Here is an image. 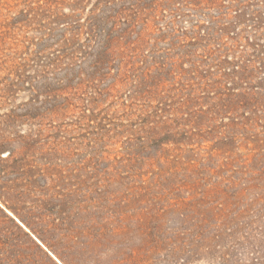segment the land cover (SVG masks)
Here are the masks:
<instances>
[{
	"label": "rangeland",
	"instance_id": "obj_1",
	"mask_svg": "<svg viewBox=\"0 0 264 264\" xmlns=\"http://www.w3.org/2000/svg\"><path fill=\"white\" fill-rule=\"evenodd\" d=\"M55 1L0 0V168L8 161L15 169L0 181L13 188L0 198V264H256L261 253L210 238L216 217L234 216L236 189L264 184V121L230 97L224 60L232 64L234 53L201 37L208 15H217L211 1L158 10L145 37L116 46L101 81L90 63L67 75L64 60H41L30 9ZM262 1L244 3L264 17ZM250 24L238 25L242 36L252 37L243 30ZM76 207L90 220L81 257L60 223ZM204 219L208 238L193 248L187 239ZM252 219L237 237L258 244L264 223Z\"/></svg>",
	"mask_w": 264,
	"mask_h": 264
},
{
	"label": "trees",
	"instance_id": "obj_2",
	"mask_svg": "<svg viewBox=\"0 0 264 264\" xmlns=\"http://www.w3.org/2000/svg\"><path fill=\"white\" fill-rule=\"evenodd\" d=\"M175 1L177 0H56L54 7L51 5L46 6L44 9H41L42 5L36 8L32 7L30 9L31 22L36 24V31L40 35L34 44L42 46L37 50L39 54H42L41 60L46 57L56 63L64 60L63 69L67 75L70 71L74 73L76 69L82 71L84 64L90 63V67L93 69L92 73H97L98 76L94 80H105L108 78V74L103 71V68L106 65L109 69L111 68L112 58L117 52L116 46L120 45L121 48L127 45L130 46V43H133L131 42L133 37L140 41L146 35H143L144 31L147 29L148 32L152 25L151 22L157 19V11L160 10L161 14H164L166 7H171ZM210 1L217 15H208L209 25H204L205 32L201 37L220 41L218 47L221 48L224 54L234 53L236 60L232 64L227 62V59L224 60L225 63L231 65V67H224L227 68L225 69L224 82L227 87L230 86L228 88L231 91L230 97L236 108L248 110L252 113L253 118L258 116L259 119L264 121V75H262L264 73V17L256 9L250 7L252 4H249V2L248 4L244 3L245 0ZM88 2H91V6L85 8ZM64 4H66L69 11L67 13L61 9ZM257 4L253 3V6ZM84 10H87L88 13L81 17ZM170 10L172 14L175 13L174 8ZM232 12L233 15L230 17ZM232 17L233 21L231 20ZM248 21L251 23L248 25L251 30L247 28L243 30H249L247 33H250L252 37L242 36V31L239 32L237 29L238 25ZM67 32L70 33L71 37H66ZM81 36L84 39H81ZM224 36L231 39L230 43L225 41ZM49 41L53 42L49 45L46 43ZM53 44L63 45V48L46 54L53 47ZM120 52L122 53V50ZM52 56L54 58H51ZM59 83H62V81ZM29 89L35 90L33 85ZM5 142L6 139L0 138V148L3 147ZM7 142L9 143V141ZM8 155L16 163L17 159L13 157L11 151ZM0 160H2L1 157ZM7 163L8 161H6L4 169L3 166L0 168V181L8 178L15 170L9 169ZM252 183L246 187L236 189L234 216L227 219L226 216H228L229 211L227 210L224 217L220 219L218 217L221 216L216 217V233L210 238L214 241V245L219 244V248H235V246L243 249L252 248L257 254H262L255 258L256 264H264V241L257 244L251 242L246 235H243L246 242L242 239L243 237H237L242 228H252L254 223L252 218L264 223V184ZM12 189V186L7 185V183L2 185L0 187L2 192L0 198L10 195ZM246 195H248V199L244 201L246 203H243L242 199ZM251 195L253 197H250ZM213 209L216 211L226 210V208L220 206ZM76 211V214L73 213L75 216L65 215L60 223L68 225L69 231L68 234H65V239L70 249L81 257L89 251L86 248L89 247L90 243L81 242L84 247L79 250L76 248L80 237L86 238L89 235L90 220L80 216L78 207H76ZM247 218L250 219V222L244 221ZM207 221L208 219H204L200 223L201 225L196 224L197 228L190 233L192 235L190 239L184 237V239L190 241L189 244L193 248L205 244L206 238H208L205 231L209 223ZM257 233L262 237L264 236L261 227ZM25 234L29 236L27 233ZM176 234L175 237L182 236L179 232ZM29 238L31 239V237ZM31 241L34 242L32 239ZM36 246L38 245L36 244ZM40 250L42 249L40 248ZM179 250L172 249L170 253L175 255L176 251ZM184 251L187 252V250ZM192 252L199 254L197 251ZM131 254V259H135V255ZM30 262L29 258H24V261L23 259H20V261L16 259L15 264H29Z\"/></svg>",
	"mask_w": 264,
	"mask_h": 264
}]
</instances>
